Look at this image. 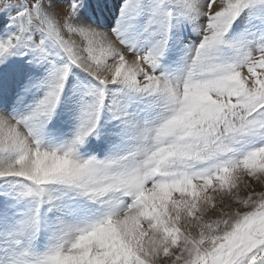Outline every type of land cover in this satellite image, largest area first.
Instances as JSON below:
<instances>
[{
    "label": "snow or ice",
    "instance_id": "1",
    "mask_svg": "<svg viewBox=\"0 0 264 264\" xmlns=\"http://www.w3.org/2000/svg\"><path fill=\"white\" fill-rule=\"evenodd\" d=\"M0 264H264V0H0Z\"/></svg>",
    "mask_w": 264,
    "mask_h": 264
}]
</instances>
